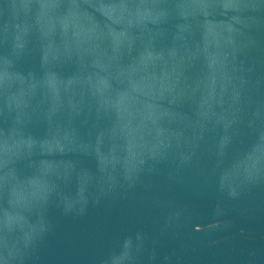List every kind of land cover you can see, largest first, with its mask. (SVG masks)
<instances>
[{
    "label": "water",
    "instance_id": "water-1",
    "mask_svg": "<svg viewBox=\"0 0 264 264\" xmlns=\"http://www.w3.org/2000/svg\"><path fill=\"white\" fill-rule=\"evenodd\" d=\"M0 264H264V0H0Z\"/></svg>",
    "mask_w": 264,
    "mask_h": 264
}]
</instances>
